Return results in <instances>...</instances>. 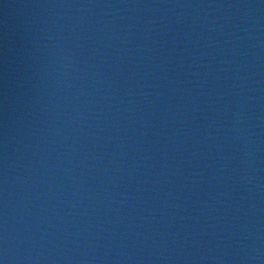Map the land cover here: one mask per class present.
<instances>
[{
	"label": "water",
	"instance_id": "95a60500",
	"mask_svg": "<svg viewBox=\"0 0 264 264\" xmlns=\"http://www.w3.org/2000/svg\"><path fill=\"white\" fill-rule=\"evenodd\" d=\"M0 264H264V0H0Z\"/></svg>",
	"mask_w": 264,
	"mask_h": 264
}]
</instances>
